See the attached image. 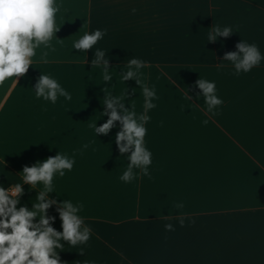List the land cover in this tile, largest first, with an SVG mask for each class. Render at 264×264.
I'll return each instance as SVG.
<instances>
[{
    "label": "crops",
    "instance_id": "crops-1",
    "mask_svg": "<svg viewBox=\"0 0 264 264\" xmlns=\"http://www.w3.org/2000/svg\"><path fill=\"white\" fill-rule=\"evenodd\" d=\"M57 4L61 40L37 49L32 67L15 84L0 85V183L18 182L24 166L58 150L76 152L73 170L54 179L60 198L50 197L82 202L92 238L58 250L61 264H264V63L236 75L222 62L241 39L264 53V0ZM213 24L231 26L234 33L207 42ZM96 28L107 30L95 47L107 52L112 87L91 66L92 50L83 54L85 61L78 50L72 55L80 56L70 54L73 41ZM44 53L48 63L40 60ZM131 56L146 62L141 79L155 86L158 99L145 125L153 154L150 177L141 174L126 184L119 176L128 154L119 157L112 140L118 129L96 138L92 125L104 110L99 101L105 86L113 95L127 90L128 103L143 111L135 81L123 84L115 74ZM40 72L54 76L72 100H37L30 87ZM199 76L216 82L224 103L215 114L206 112L202 96L196 99ZM23 187L22 202H34L39 188ZM47 214L57 217L52 227L62 231L55 208ZM169 222L173 231L165 230Z\"/></svg>",
    "mask_w": 264,
    "mask_h": 264
},
{
    "label": "clouds",
    "instance_id": "clouds-1",
    "mask_svg": "<svg viewBox=\"0 0 264 264\" xmlns=\"http://www.w3.org/2000/svg\"><path fill=\"white\" fill-rule=\"evenodd\" d=\"M59 10L57 0H0V85L8 80L15 84L16 77H23L32 67L37 49L51 48L54 39L61 40L56 38L60 29L56 23ZM210 29L207 42H215L219 37H228L234 33L233 28L228 25L213 24ZM106 31L104 28L85 31L73 41L70 54L74 49L81 55L92 50L91 66L99 68L104 85L112 87L114 74L110 71L113 68L108 67L107 52L95 47L105 37ZM235 47L236 51L225 53L222 59V62L231 64L234 74L249 73L264 63V53L256 43L241 39ZM83 57L85 61V56ZM40 60L48 63L47 54L41 55ZM145 63L143 59L131 56L123 64L121 73L117 69L115 73L123 84L132 80L138 85L139 94L143 97V111L138 113L135 106L128 103L127 90L120 95H113L104 90L109 88L105 86L102 89L104 96L99 101L104 110L100 111L101 118L92 125L96 138L100 135L107 136L114 128L118 129L112 140L119 157L125 158V154H128L127 165L119 176L120 181L126 184L134 182L141 174L150 177L153 163L152 151L146 146L148 129L145 125L151 119L149 112L156 108L158 96L155 86H149L141 79ZM195 87L199 89L196 99L199 101L202 96L206 112L215 114L224 103L217 95L216 82L199 76ZM30 88L37 100L52 105L61 97L65 102L72 100V94L50 74L40 72L34 88ZM136 89L133 88L132 92L136 93ZM126 101L130 107H126ZM104 116H107L106 122L98 127L97 122ZM203 123L207 124L208 121L204 120ZM88 147V144L83 145L85 149ZM75 163V151L68 155L58 150L54 157L37 160L32 166H24L18 175V182L9 183L8 186L0 183V264H61L59 253L63 251L58 250L66 245H86L92 238V229L81 215L83 203L72 199L58 200L60 197L54 190V179L71 172ZM25 184L29 185V189L39 188L32 203L22 202ZM53 193L57 198L50 197ZM53 207L58 214L62 231L52 227L57 217L47 214ZM174 207L180 209L183 203H176ZM179 223L183 225V220ZM164 227L166 231L174 230L171 222ZM88 264L95 262L89 261Z\"/></svg>",
    "mask_w": 264,
    "mask_h": 264
}]
</instances>
